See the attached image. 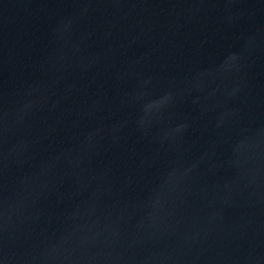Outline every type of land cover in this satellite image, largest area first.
I'll list each match as a JSON object with an SVG mask.
<instances>
[{
	"label": "water",
	"instance_id": "95a60500",
	"mask_svg": "<svg viewBox=\"0 0 264 264\" xmlns=\"http://www.w3.org/2000/svg\"><path fill=\"white\" fill-rule=\"evenodd\" d=\"M0 264H264V0H0Z\"/></svg>",
	"mask_w": 264,
	"mask_h": 264
}]
</instances>
